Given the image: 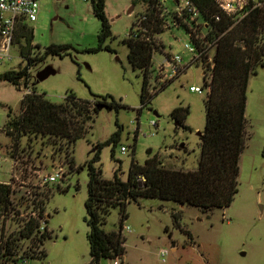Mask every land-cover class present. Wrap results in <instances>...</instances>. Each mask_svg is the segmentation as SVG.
Wrapping results in <instances>:
<instances>
[{
    "label": "rangeland",
    "instance_id": "obj_1",
    "mask_svg": "<svg viewBox=\"0 0 264 264\" xmlns=\"http://www.w3.org/2000/svg\"><path fill=\"white\" fill-rule=\"evenodd\" d=\"M163 2L165 10L170 12L177 6V0ZM145 9L146 4L137 0H106V14L112 27V36L106 44L114 51H89L99 45L101 30V21L91 2L40 0L39 17L29 22L34 28L31 55L43 54L52 43H68L74 48L66 56L49 55L32 66L31 84L54 102H62L67 92L73 91L84 99L107 96L108 101H116L121 106H104L99 110L89 133L69 148V156L73 155L75 163L71 168L66 165V178L43 189L40 198L50 215L47 225L52 233L44 243L45 258L4 264H87L90 261L87 237L90 228L85 205L89 181L87 163L94 157V147L110 140L114 133L119 132L118 142L104 145L100 160L95 163L105 178L114 177L118 164L123 178H127L132 161L144 164L149 149L158 151L164 159L170 155L179 158L177 163L186 168L198 166L199 132L204 130L207 120V93L192 91L190 86L204 85L202 66L194 64L187 68L141 108L143 75L133 69L129 47L123 39ZM158 38L166 44L167 52L187 55L184 42L188 36L184 30L166 29ZM20 47L15 39L12 58L0 62V74L19 70L27 64ZM159 59H162L161 53L156 54V60ZM24 92V87L19 89L9 81L0 80V182L11 179L9 156L14 140L7 134L5 125L10 108L12 115L20 113ZM176 107L188 109L183 121L187 127L177 124L172 116ZM247 118L239 190L231 205L204 211L195 205L153 197L132 200L124 222L131 227L123 231L126 252L119 257L123 264H264V66L250 77ZM59 143L43 144L42 139L23 137L17 155L22 157L23 168L28 169L26 174L32 166L51 172L56 162L68 163L67 150L62 151ZM122 146L127 147L126 153H122ZM12 211L2 213L10 216ZM6 220L12 229L20 225L16 217ZM120 220V209L114 208L104 228L119 230ZM27 245L29 241L22 240L17 252L23 253ZM164 249L166 254L162 252ZM100 264H113V260L103 258Z\"/></svg>",
    "mask_w": 264,
    "mask_h": 264
},
{
    "label": "trees",
    "instance_id": "obj_2",
    "mask_svg": "<svg viewBox=\"0 0 264 264\" xmlns=\"http://www.w3.org/2000/svg\"><path fill=\"white\" fill-rule=\"evenodd\" d=\"M89 1L101 21L99 45L89 51H114L106 44L107 39L112 36L111 22L106 14V0ZM137 1L145 3L146 9L133 22L123 41L129 47L128 57L133 69H138L143 75L142 108L155 93L177 78L154 92L149 91L154 53L166 49V44L158 38L166 31V7L163 0ZM192 1L210 23L208 39L217 43L213 77L210 83L204 82L210 90L205 101L206 125L199 134L201 154L198 166L193 169L186 168L177 163L179 158L170 155L169 159H164L158 151L149 149L144 164L132 161L127 178H123L121 165L118 164L114 177L109 179L103 176L102 169L96 167L95 163L100 160L104 145L118 142L119 132L114 133L107 142L95 146L94 157L87 163L89 181L85 205L90 228L87 237L91 255L87 264H100L103 258L113 260L125 254L124 222L128 217V204L132 200L137 201L142 196L153 197L176 201L181 205H195L204 211H210L230 206L239 190L240 158L247 142L249 81L251 75L264 66V5L251 6L248 14L235 22L232 16L222 11L216 0ZM33 39L34 28L29 22H20L16 42L21 45L20 53L26 58L27 64L19 70L0 74V80L9 81L19 89L24 87L25 90L30 88L32 91L24 93L18 115H12V109L9 110L5 127L7 134L14 140L10 156H17L23 137L29 140L42 139L43 144L54 145L60 141V149L67 150L66 158L73 166L75 161L73 155L69 156V148H73L78 139L89 133L95 116L102 107L113 108L121 105L116 101H108L107 96L95 95L93 99H84L73 91H68L62 102L47 98L45 93L37 90L34 83L31 84V67L49 55L66 56L74 47L68 43H52L45 48L43 54L32 56ZM189 67L191 64L186 68ZM187 114L188 109L184 107H176L172 111L177 124L184 127H187L183 123ZM113 157L115 159L114 152ZM140 175L145 176V181L139 178ZM11 195V185L0 182V216L3 211L14 208ZM42 203V211H45L46 204L43 200ZM114 208H119L121 213L119 230H106L104 225ZM49 217L48 214L47 222ZM31 233L32 229L25 227L18 234H11L4 245L5 252L3 247L0 248V264L10 261L11 256L16 254L14 251L21 249L22 240L28 239ZM50 237L52 233L48 231L38 240L33 239V244L27 245L24 253L29 255L30 260L45 258L46 249L42 248L38 253L33 248H39V241L44 247L46 239ZM13 262L24 263L18 259Z\"/></svg>",
    "mask_w": 264,
    "mask_h": 264
},
{
    "label": "built area",
    "instance_id": "obj_3",
    "mask_svg": "<svg viewBox=\"0 0 264 264\" xmlns=\"http://www.w3.org/2000/svg\"><path fill=\"white\" fill-rule=\"evenodd\" d=\"M225 13L232 16L235 22L243 19L250 7L263 6L264 0H216ZM40 12V0H0V62L12 58L11 52L15 45V39L20 22H34L38 19ZM167 14V17L165 16ZM165 28L182 29L186 32L188 39L184 42V48L189 56L185 60V55L180 53H171L157 51L154 53L153 65L149 77L148 89L154 92L164 84L178 78L181 73L191 64H200L203 70V81L210 83L213 77L214 56L217 43L208 39L210 23L204 19L201 10L192 0H177V6L173 12L165 10ZM219 18V17H218ZM173 31V30H172ZM199 43V44H197ZM161 53L162 59L156 60V54ZM190 89L199 93H209V86L191 85ZM27 88L24 93H31ZM122 153H126L127 147H121ZM1 158V156H0ZM12 160L11 179L4 183L12 187L11 200L14 208L12 214L2 213L0 216V248L5 252L4 245L11 234H18L25 227L31 228L32 233L29 238V244L32 240H38L43 234L49 231L47 225V211H42L44 204L40 195H43V189L46 186L59 183L66 178L67 168H71L70 162H56L53 171H46L43 167L32 166L30 172L23 168L22 157L9 156ZM139 178L145 181V176ZM16 217L20 225L12 229L9 226L7 218ZM124 229L131 230L130 226L124 225ZM39 248L34 246L35 252H40L43 248L42 243L38 242ZM166 254L167 249L162 250ZM14 259L23 260L25 263L30 261L29 255L14 251ZM32 254V252L30 251ZM113 264H123L119 257L113 259Z\"/></svg>",
    "mask_w": 264,
    "mask_h": 264
},
{
    "label": "crops",
    "instance_id": "obj_4",
    "mask_svg": "<svg viewBox=\"0 0 264 264\" xmlns=\"http://www.w3.org/2000/svg\"><path fill=\"white\" fill-rule=\"evenodd\" d=\"M167 48V47H166ZM173 250H176V247L175 246H173Z\"/></svg>",
    "mask_w": 264,
    "mask_h": 264
},
{
    "label": "water",
    "instance_id": "obj_5",
    "mask_svg": "<svg viewBox=\"0 0 264 264\" xmlns=\"http://www.w3.org/2000/svg\"><path fill=\"white\" fill-rule=\"evenodd\" d=\"M201 132H199V134H200Z\"/></svg>",
    "mask_w": 264,
    "mask_h": 264
}]
</instances>
